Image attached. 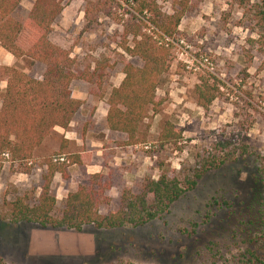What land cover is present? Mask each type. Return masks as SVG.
<instances>
[{
  "label": "rangeland",
  "instance_id": "374dc122",
  "mask_svg": "<svg viewBox=\"0 0 264 264\" xmlns=\"http://www.w3.org/2000/svg\"><path fill=\"white\" fill-rule=\"evenodd\" d=\"M34 1L23 0L11 18L23 22ZM89 1L110 8L113 16L95 14L93 21L86 22L84 0H63V11L53 24L49 40L70 53L77 72L93 69L107 55L109 67L100 87L79 80L72 82V93L84 98L81 108L67 130L56 128L44 140L30 166L2 163L0 261L234 264L245 250H250L264 262V0L157 1L163 13L183 10V18L176 35L169 40V69L155 93L162 105L143 122L145 144L134 147L122 146L125 136L107 134L105 121L94 117V104L105 100L123 80L121 58L134 67L142 66L117 47L122 29L116 16L128 7L124 0ZM27 37V32L19 37L22 50ZM5 67L1 63L0 103L6 88ZM10 68L36 80L45 70L27 58L15 59ZM200 80L218 89L217 98L206 111L196 106L193 95ZM166 124L181 132V140L176 145L159 147L157 138ZM220 141L227 147H220ZM242 147L246 148L244 155L239 154ZM210 152L217 167L203 174L167 213L143 227L86 226L75 232L26 223L14 225L2 219L17 198H37L45 159L52 162L63 156L68 164L69 154H89V165L68 169L69 180L64 182L54 175L56 211L87 176L100 174L108 184L104 192L108 204L100 207V213L105 215L118 208L123 190L137 192L144 178L157 179L160 168L180 181L191 179L194 169L203 165ZM2 159L8 160V156L2 155Z\"/></svg>",
  "mask_w": 264,
  "mask_h": 264
},
{
  "label": "trees",
  "instance_id": "16d2710c",
  "mask_svg": "<svg viewBox=\"0 0 264 264\" xmlns=\"http://www.w3.org/2000/svg\"><path fill=\"white\" fill-rule=\"evenodd\" d=\"M124 1L128 10H123L120 16L114 13L122 29L121 42L117 47L123 55L137 59L142 66L134 67L121 58L124 77L105 99V124L109 132L125 136L122 146L134 147L145 144L146 135L141 132L143 122L149 114H156L162 105L155 93L161 77L169 69L172 47L169 40L177 33L183 10L165 14L158 7V0ZM22 2L0 0V46L14 59L27 58L41 64L45 70L42 78L36 80L15 68H3L6 88L0 103V169L4 161L18 167L31 164L35 151L44 140L56 128L67 130L81 108V101L72 96V82L79 80L100 87L104 71L109 67L110 55H107L101 58L100 64H94L93 69L77 72L70 53L49 40L52 26L62 12L63 0H35L25 20L16 22L11 16ZM84 4L86 22L93 21L97 14L113 16L110 8L93 5L89 0H84ZM22 32L28 33L24 50L18 46ZM217 94L218 89L205 80H200L193 90L196 106L204 111ZM180 140L181 132L166 124L158 135L157 145H176ZM218 145L224 148L228 144L220 141ZM239 151L240 155H244L246 148L242 147ZM4 154L8 160L2 159ZM230 155L233 154H228L226 158ZM206 157L208 159L203 165L194 169L192 178L183 181L160 168L157 179L144 178L137 192L123 190L118 208L105 215L100 213V207L108 204L104 196L108 184L100 174L87 176L83 184L66 195L61 209L56 211L57 200L52 190L54 175L58 174L64 182L69 180L68 169L89 165V154H69L68 164H53L50 159H45L37 198H17L2 219L14 225L26 223L75 232L86 226L97 229L143 227L167 213L175 202L195 187L203 174L217 167L216 160H211V152ZM261 212L264 213V205ZM0 264L5 263L0 261ZM234 264L264 262L253 251L245 250Z\"/></svg>",
  "mask_w": 264,
  "mask_h": 264
},
{
  "label": "crops",
  "instance_id": "0c3cea01",
  "mask_svg": "<svg viewBox=\"0 0 264 264\" xmlns=\"http://www.w3.org/2000/svg\"><path fill=\"white\" fill-rule=\"evenodd\" d=\"M23 3V2H22ZM22 5V4H21ZM21 7V6H20ZM32 8V7H31ZM31 10V9H30ZM63 11V9H62ZM30 12V11H29ZM62 13V12H61ZM61 15V14H60ZM57 20V19H56ZM53 27V26H52ZM54 44V43H53ZM55 45V44H54ZM14 61L15 59L13 58V56L8 53L7 51H5L1 46H0V65L1 63L3 65H6V67H11L12 65H14ZM71 89V86H70ZM72 92V90H71ZM72 96L79 100L82 101L84 98H79L76 97L74 95V93H72ZM93 111V110H92ZM106 112H107V107L105 105V100H98L96 104H94V117L99 118L102 121H105V117H106ZM57 132V131H56ZM105 132L107 134H109L110 132L107 130V128L105 129ZM70 135H73V132H69ZM65 139L68 141L70 138H66Z\"/></svg>",
  "mask_w": 264,
  "mask_h": 264
},
{
  "label": "built area",
  "instance_id": "2783aa9c",
  "mask_svg": "<svg viewBox=\"0 0 264 264\" xmlns=\"http://www.w3.org/2000/svg\"><path fill=\"white\" fill-rule=\"evenodd\" d=\"M52 163H54V164H63V163H66V159L63 156L56 157V158L52 159ZM29 165H31V164H29Z\"/></svg>",
  "mask_w": 264,
  "mask_h": 264
}]
</instances>
